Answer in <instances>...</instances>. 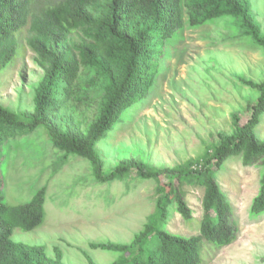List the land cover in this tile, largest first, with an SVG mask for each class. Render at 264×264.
Returning a JSON list of instances; mask_svg holds the SVG:
<instances>
[{"label":"rangeland","instance_id":"1","mask_svg":"<svg viewBox=\"0 0 264 264\" xmlns=\"http://www.w3.org/2000/svg\"><path fill=\"white\" fill-rule=\"evenodd\" d=\"M252 11L264 31V0H252ZM159 51L149 91L121 112L97 146L106 173L130 159L154 169L195 170L203 156L214 153L219 133L235 130L233 114L247 122L250 106L260 96L242 79L264 81V47L244 33L235 17L194 26L185 8L184 28L164 39ZM34 57L22 41L17 59L0 76V102L20 116L34 113L35 90L44 74ZM95 70H82L76 97L66 99L53 113L64 129L87 134L98 119L102 89ZM255 132L264 140V113ZM16 139L11 146L9 189L15 195L16 185L46 187L48 220L33 231L17 229L13 239L45 245L54 257L58 248L64 264H91L89 258L96 264L120 260L122 252L91 244L132 242L155 212L156 186L166 183L168 175L140 179L133 171L131 177L111 185L94 184L92 163L74 155L64 161L45 126ZM263 174V166L247 165L240 156L229 157L216 170L217 182L239 222V234L233 243L204 253L203 264H264V214L250 217ZM183 189L194 220H186L173 202L166 228L197 235L204 189L187 183Z\"/></svg>","mask_w":264,"mask_h":264},{"label":"trees","instance_id":"2","mask_svg":"<svg viewBox=\"0 0 264 264\" xmlns=\"http://www.w3.org/2000/svg\"><path fill=\"white\" fill-rule=\"evenodd\" d=\"M185 8L194 26L235 17L244 33L264 47V31L252 11V0H0V76L17 59L22 41L44 72L35 90L33 114L20 116L0 102V264H64L58 248L54 257L45 245L13 239L17 229L33 231L48 220L46 187L16 185L14 195L8 182L12 141L41 125L50 132L54 150L64 161L74 155L92 163L94 184L111 185L131 177L133 171L140 179L168 175L166 183L156 186L155 212L132 242L91 244L122 252L121 259L112 264H203L204 253L237 239L239 222L215 172L231 156L264 167V140L255 132L264 113V81L242 79L260 92L250 106L249 119L242 123L240 115L233 114L235 130L220 132L214 153L203 156L195 170L182 166L154 169L142 160L130 159L106 173L97 148L121 112L149 91L154 61L164 39L184 28ZM84 68L97 69L102 89L99 116L87 134L64 129L52 116L66 99L76 97ZM186 183L204 189L199 234L191 236L166 228L173 202L186 220H194L183 189ZM108 192L107 200L112 202ZM263 214L264 174L250 217Z\"/></svg>","mask_w":264,"mask_h":264}]
</instances>
